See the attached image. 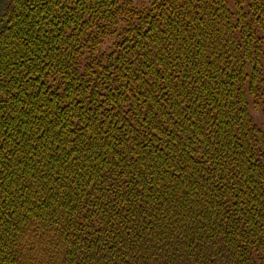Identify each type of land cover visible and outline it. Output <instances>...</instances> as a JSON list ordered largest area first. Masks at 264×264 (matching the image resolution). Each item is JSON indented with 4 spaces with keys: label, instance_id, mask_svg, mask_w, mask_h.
Returning <instances> with one entry per match:
<instances>
[{
    "label": "trees",
    "instance_id": "trees-1",
    "mask_svg": "<svg viewBox=\"0 0 264 264\" xmlns=\"http://www.w3.org/2000/svg\"><path fill=\"white\" fill-rule=\"evenodd\" d=\"M264 0H0V264H264Z\"/></svg>",
    "mask_w": 264,
    "mask_h": 264
},
{
    "label": "rangeland",
    "instance_id": "rangeland-1",
    "mask_svg": "<svg viewBox=\"0 0 264 264\" xmlns=\"http://www.w3.org/2000/svg\"><path fill=\"white\" fill-rule=\"evenodd\" d=\"M143 1V0H139ZM249 111L251 113V117L253 121L260 127L264 129V116L262 115L261 111L256 109L252 104L250 105Z\"/></svg>",
    "mask_w": 264,
    "mask_h": 264
}]
</instances>
